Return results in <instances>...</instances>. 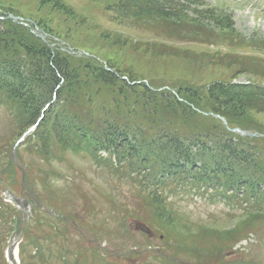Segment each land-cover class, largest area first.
Instances as JSON below:
<instances>
[{"label": "trees", "instance_id": "trees-1", "mask_svg": "<svg viewBox=\"0 0 264 264\" xmlns=\"http://www.w3.org/2000/svg\"><path fill=\"white\" fill-rule=\"evenodd\" d=\"M40 1L65 10L61 0ZM199 3L117 0L108 11L121 19V24L150 31L164 40L177 39L178 29L182 27V33L184 26L197 36L205 25L223 31L233 28L232 19L221 17L216 10H195L192 16L185 13L188 7L199 8ZM248 64L256 66L253 61ZM108 68L52 48L11 19L0 20V109L9 113L17 131L15 139L0 142V177L14 192L15 187L20 188V171L12 159L15 144L44 114L36 130L16 148L20 163L25 165L26 198L33 205L25 229L22 211L6 203L0 192V264H8L5 247L23 229L21 264H141L148 259L157 264H179L184 260L182 253L197 250L209 259L214 248L199 247L196 235L179 230L177 213L169 203L170 198L193 191H211L214 199L221 197L231 208H244L252 224L264 221V137L230 133L239 128L264 136V128L251 120L252 114L264 113V87L222 81L208 86L183 83L175 86L173 94L172 90L138 84L139 80L113 66ZM215 116L224 118L227 126ZM68 152L86 156L99 171L133 189L138 201L133 205L141 207L126 209L116 204V196H109L112 211L105 212L98 230L96 219L92 227L83 224L77 213L67 211L66 197L54 185L56 179L83 196L74 173L61 178L55 169ZM25 155L31 161H25ZM98 195L108 200L106 194ZM95 200L98 211L103 205L99 199L89 195L85 199L87 203ZM142 212L144 217L139 215ZM111 218L118 228L110 225ZM130 218L151 228L154 237L144 234V239L151 243L157 238L159 252H132L123 262L122 257L115 262L103 250L82 244L87 232L81 242L70 238L69 231L88 226L95 229L97 242L111 243L128 236ZM247 227L237 226L218 234L217 239H239L236 236ZM119 249L127 252L135 247L120 245ZM229 249L225 245L216 250L221 256Z\"/></svg>", "mask_w": 264, "mask_h": 264}, {"label": "rangeland", "instance_id": "rangeland-1", "mask_svg": "<svg viewBox=\"0 0 264 264\" xmlns=\"http://www.w3.org/2000/svg\"><path fill=\"white\" fill-rule=\"evenodd\" d=\"M113 1L117 0H61L63 4L61 7L65 9L61 11L52 4L42 5L40 0H0V20L14 15L22 20L16 24L28 28L32 34L52 48H57L72 57L88 58L106 68L109 65L113 66L115 71L156 88L173 90L175 86L178 88L183 83L208 86L217 81L253 83L264 87V0H200L199 8L188 7L185 13L192 16L195 10H216L221 17L229 16L232 19L233 28L223 31L214 29L212 25H205L201 35L197 36L189 26H184V32L181 33L182 27L178 29L179 37L175 40H164L150 31L121 24L123 21L108 11ZM70 11L73 14H69ZM37 29L40 36L34 33ZM250 61L255 62L256 66L248 64ZM251 120L252 123L264 128V113L252 114ZM14 124L9 113L5 109H0V142L16 138ZM240 131L234 130L230 133L236 137L238 135L249 137L243 130ZM255 135L262 138V134ZM63 157L66 158L59 165H55L56 171L63 177L72 176L74 173L76 184L84 192V198L86 199L87 195L95 196L103 204L99 205L103 209L99 208L98 211L101 213L97 215L98 211L94 208L95 203L98 204L96 200L87 203L83 196H77L78 191L72 192L74 190L70 189L71 185L55 179V187H58L61 196L66 197L67 211L77 213L83 224L92 227L96 219L95 229L98 230V223L102 224L105 212L112 211L110 204H113V199H109V196H116L119 202L115 203L122 204L126 209L134 210L135 207H141L137 206L138 201L132 195L133 189L119 184L105 172L99 171L98 166L86 156L68 152L67 155L63 154ZM24 160L29 162L31 158L25 155ZM21 163L18 159L17 165L22 169L24 178L21 172L17 174L20 188H15L17 196L22 195L20 199L24 203L29 193H25V165L22 163V166ZM2 183L5 184L4 181ZM67 189H70L68 195ZM98 192L106 194L108 200L97 196ZM169 203L177 213L178 229L191 231L194 236L196 235L199 247L214 248L215 252L209 259L208 257L205 259L200 256L201 252L196 253L198 250L190 251L191 254L185 251L182 253L184 258L182 262L264 264V221L252 224L244 214V208L238 206L231 208L222 200L212 202L195 194L178 195L177 198H170ZM22 205L20 204L21 208ZM143 214L139 213L144 217L146 214ZM112 219L110 225L118 228ZM127 225L130 227L128 236H119L120 240L112 239L111 243L107 242L108 240L97 242L95 229H89L88 226L82 229H79L81 226L76 227L69 231V234L72 241L81 242L82 234L87 232L89 238L84 235L86 242L82 244L103 250L104 254L110 255V259L115 262L122 252L119 249L120 245L139 249L152 244L153 247L159 248L157 238L151 243L144 239L145 233L141 231L144 228L141 225L148 227L145 222L130 218ZM240 225L248 227L245 228L247 232L244 229L241 234L238 233L236 237L240 236L239 239H231L230 242L219 239L222 236L217 239L218 234L232 231ZM16 237L19 236L15 235L9 239L8 247L16 241ZM22 239L23 236L18 238L20 242ZM225 245L230 249L220 256V250L216 249L218 247L221 249ZM202 248L199 251H203ZM6 253L7 251L4 253L5 257ZM121 259L123 262L126 257L123 255ZM142 263L157 264L152 259L143 260Z\"/></svg>", "mask_w": 264, "mask_h": 264}, {"label": "water", "instance_id": "water-1", "mask_svg": "<svg viewBox=\"0 0 264 264\" xmlns=\"http://www.w3.org/2000/svg\"><path fill=\"white\" fill-rule=\"evenodd\" d=\"M10 18H12L15 22H19V18H16L15 16L11 15ZM39 30L37 29L36 31H34V33L38 36H40L38 34ZM42 39L45 41V39L42 37ZM4 191L5 192H8V190L6 188H4ZM142 228H144V226H141ZM154 249H151V248H145L143 249V251H146V252H150V251H153Z\"/></svg>", "mask_w": 264, "mask_h": 264}]
</instances>
